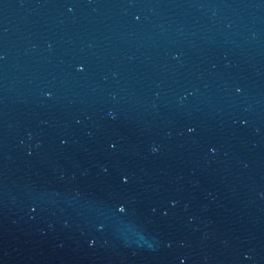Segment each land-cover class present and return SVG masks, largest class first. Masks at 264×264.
<instances>
[{"label":"water","instance_id":"95a60500","mask_svg":"<svg viewBox=\"0 0 264 264\" xmlns=\"http://www.w3.org/2000/svg\"><path fill=\"white\" fill-rule=\"evenodd\" d=\"M0 264H264V0H0Z\"/></svg>","mask_w":264,"mask_h":264}]
</instances>
